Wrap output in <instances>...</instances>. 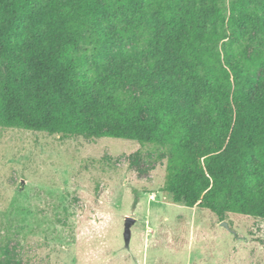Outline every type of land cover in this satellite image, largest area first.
<instances>
[{"label":"trees","instance_id":"obj_1","mask_svg":"<svg viewBox=\"0 0 264 264\" xmlns=\"http://www.w3.org/2000/svg\"><path fill=\"white\" fill-rule=\"evenodd\" d=\"M258 1L0 0V128L169 147V203L264 219ZM140 33L152 71L110 73L104 47Z\"/></svg>","mask_w":264,"mask_h":264},{"label":"rangeland","instance_id":"obj_2","mask_svg":"<svg viewBox=\"0 0 264 264\" xmlns=\"http://www.w3.org/2000/svg\"><path fill=\"white\" fill-rule=\"evenodd\" d=\"M233 1L222 0L227 15ZM148 38L115 36L100 53L108 71L151 72ZM134 75L125 91L138 97ZM171 155L150 143L0 128V264H264V219L167 201Z\"/></svg>","mask_w":264,"mask_h":264},{"label":"water","instance_id":"obj_3","mask_svg":"<svg viewBox=\"0 0 264 264\" xmlns=\"http://www.w3.org/2000/svg\"><path fill=\"white\" fill-rule=\"evenodd\" d=\"M134 223V219H132V218H127V220H126V227H125V237H126V241H127V243H129V241H130V238H131V226H132V224ZM225 227H227V224L226 223H224L223 224Z\"/></svg>","mask_w":264,"mask_h":264}]
</instances>
